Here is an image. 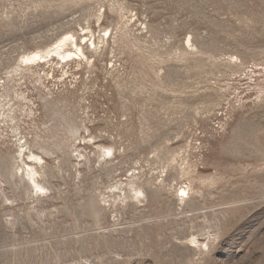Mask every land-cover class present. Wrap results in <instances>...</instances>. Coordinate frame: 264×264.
Instances as JSON below:
<instances>
[{"label": "rangeland", "instance_id": "1", "mask_svg": "<svg viewBox=\"0 0 264 264\" xmlns=\"http://www.w3.org/2000/svg\"><path fill=\"white\" fill-rule=\"evenodd\" d=\"M89 26L96 40L111 32L90 47L93 67L40 66L41 83L15 72L25 53ZM3 88L27 136L60 139L63 113L96 138L79 166L54 154L37 199L9 176L0 124V264H264V0H0ZM97 145L116 158L97 162ZM131 176L145 198L107 207Z\"/></svg>", "mask_w": 264, "mask_h": 264}, {"label": "bare ground", "instance_id": "2", "mask_svg": "<svg viewBox=\"0 0 264 264\" xmlns=\"http://www.w3.org/2000/svg\"><path fill=\"white\" fill-rule=\"evenodd\" d=\"M81 31L83 32L81 36L71 32H66L55 39L54 42L48 46L25 53L21 57V66H18L17 69L15 68V72L17 73L22 71L31 72L32 74L35 73L37 82L41 83L42 76L40 73L36 72L40 66L50 67V65H53L54 63L55 65H61L62 62L71 61L77 67V69L74 68V70L81 71L82 69L86 68V66L91 65V58L87 56V53L91 50V48L92 53H97L100 48L107 45L108 40L111 37V32L108 29H101L100 32L103 35L98 36L96 40L95 34L90 26L87 28H82ZM186 43L187 45L184 47V49H190V54L196 55V52H192L195 50V48L192 44L191 38H189ZM65 65L67 67V64ZM93 66L94 65L92 64L91 67ZM60 67L62 69L65 68L62 65ZM50 71L53 72L52 69ZM48 75V73L43 74L45 79H48ZM65 75H67V73H65ZM3 89V93L0 94V124L6 126L11 133L10 142L12 144L10 148L12 150L11 154L9 155L8 162L12 163L13 171H9V176L11 178L17 179L19 182H24L25 189L31 195L39 199L41 196L47 195L49 192H51L49 187L50 185L48 184L49 174L46 172V168L48 167V162L50 160L53 159L52 162L59 160L58 157L53 158L54 154L61 153L63 157V160L61 159L62 161L65 160L67 163L70 161H75L77 166H79L80 164H83V161H88L85 155L86 147L91 142L95 144L94 140L96 137L90 133V130L85 123L87 119L81 120L79 124H77L74 118L67 117L63 113L57 114V116L60 117V124L58 126L60 127V131L62 133V137L60 139H56V141L53 140L56 137L55 134L51 135L50 131L46 137H41L36 134L32 137L27 136L22 131H20V126L17 124L15 117L17 111L16 107L14 104L10 103V100H7V90L6 88ZM26 102L30 103V101L27 100V98H25L22 93H20L17 96V103L22 104ZM29 112H32L30 111V108ZM61 121L63 122L61 123ZM76 141H78V145L75 144ZM95 147L99 151L96 157L97 162L100 158L103 160L107 157H109L108 159L112 160L116 158L117 151L113 145H97ZM178 159V155L175 154L172 156L170 159L171 164H177L179 161ZM103 163L105 165L106 161ZM179 171L180 172L178 174L180 176H185L187 174L185 169H182L181 167H179ZM77 173L80 174L79 171ZM135 178V176H131V178L124 185L120 181L118 183L119 186L115 185V191L112 192V195L109 197L111 201H107L108 197L107 199L102 197L103 203L107 204V207H111L116 203H132L134 199L138 201L139 196H143L145 198V192L142 187L135 186ZM160 186L169 187V185H166V180H161ZM175 195L178 202H184V200L189 197V191L187 189L180 188ZM34 201H36V199ZM196 237L192 236L188 241V244L191 247L198 249V252L202 253L203 255L202 248L204 243L197 239L199 236L197 238ZM208 244L210 245V243ZM208 244H205L204 246L207 251H209Z\"/></svg>", "mask_w": 264, "mask_h": 264}]
</instances>
